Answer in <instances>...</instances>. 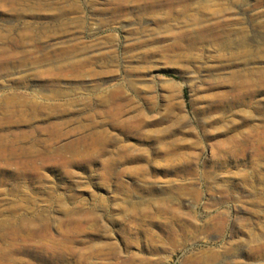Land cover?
<instances>
[{
  "label": "rangeland",
  "instance_id": "1",
  "mask_svg": "<svg viewBox=\"0 0 264 264\" xmlns=\"http://www.w3.org/2000/svg\"><path fill=\"white\" fill-rule=\"evenodd\" d=\"M20 1L0 264H264V0Z\"/></svg>",
  "mask_w": 264,
  "mask_h": 264
},
{
  "label": "bare ground",
  "instance_id": "2",
  "mask_svg": "<svg viewBox=\"0 0 264 264\" xmlns=\"http://www.w3.org/2000/svg\"><path fill=\"white\" fill-rule=\"evenodd\" d=\"M16 1L21 2L20 0H0V6H10L11 9H15V7L17 8V6H18V3ZM4 15L5 14H2V16H4ZM228 23H230V21H228V20H226V21H224V23H222L221 26H223L224 30L227 29L226 27L229 25ZM261 256L263 257V255H261ZM259 257H260V255H259Z\"/></svg>",
  "mask_w": 264,
  "mask_h": 264
}]
</instances>
